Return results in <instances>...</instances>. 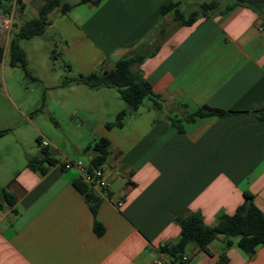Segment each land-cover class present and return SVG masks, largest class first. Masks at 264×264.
<instances>
[{
  "label": "crops",
  "instance_id": "0c3cea01",
  "mask_svg": "<svg viewBox=\"0 0 264 264\" xmlns=\"http://www.w3.org/2000/svg\"><path fill=\"white\" fill-rule=\"evenodd\" d=\"M178 2L93 0L52 18L49 28L78 75L143 55L133 69L152 96L145 111L117 126L111 117L125 108L110 89L67 85L75 99L68 120L89 127V146L109 141L108 190L94 189L101 199L94 216L74 184L89 185L72 159L52 155L58 163L44 173L26 163L0 183L15 200L0 211V264H219L224 236L209 244L210 254L190 245L185 262L161 251L178 243V218L200 214L214 227L246 193L264 211V119L257 114L264 110V7L239 6L178 27L172 13L161 15L163 5ZM203 108L235 113L187 120ZM63 161L74 166L62 168ZM95 221L105 228L101 236ZM226 255L227 264H264V245L250 257L235 239Z\"/></svg>",
  "mask_w": 264,
  "mask_h": 264
},
{
  "label": "rangeland",
  "instance_id": "374dc122",
  "mask_svg": "<svg viewBox=\"0 0 264 264\" xmlns=\"http://www.w3.org/2000/svg\"><path fill=\"white\" fill-rule=\"evenodd\" d=\"M63 1L74 8L93 0ZM200 2L179 0V7L187 16L199 8ZM9 4L12 5L11 0ZM41 5L42 0H21L15 10L10 29L1 31L0 28V46L5 49L0 62V131L7 132L0 137V183L3 186L13 180L16 172L25 167L28 158L40 155L43 147L41 142H38V137L49 143L45 149L57 158L65 154L75 165L89 164L91 130L87 126L77 127L68 120V113L72 108L70 104L74 103L75 99L70 95L73 86L64 85V81L79 75L71 68L68 58L63 54L64 43L60 36L48 27L42 36L21 40L20 46L26 53V66L23 67L20 63L14 66L10 64L11 38L24 21L38 16ZM19 7L23 9L18 10ZM2 9L0 7V20L6 14ZM57 13L61 12L56 9L50 19ZM79 89L87 88L82 86ZM108 89L118 97L119 103H122L121 108L126 109L127 105L117 90ZM114 102L111 101L112 104ZM149 103V100L145 99L140 110L145 111ZM111 118L113 121L117 120L115 115Z\"/></svg>",
  "mask_w": 264,
  "mask_h": 264
},
{
  "label": "trees",
  "instance_id": "16d2710c",
  "mask_svg": "<svg viewBox=\"0 0 264 264\" xmlns=\"http://www.w3.org/2000/svg\"><path fill=\"white\" fill-rule=\"evenodd\" d=\"M8 2H0V7L4 13H10L12 5ZM84 1V0H83ZM199 8L190 12L187 16L180 9V3H170L161 7V15L172 13L174 21L178 27L191 26L200 17L215 16L225 14L236 7H249L256 11H261L264 7V0H200ZM72 8V5L63 0H42V5L39 8L38 16L26 20L21 24L16 33L10 40L9 53L10 64L12 66L20 63L23 67L26 66V53L20 46L21 40H28L35 36H42L47 28L51 25L50 16L53 11L58 9L62 14ZM22 10L19 7L18 10ZM5 54L4 47L0 46V62ZM146 56L137 55L125 57L117 61L112 67L102 66L98 71L87 75H79L77 78H67L64 85L72 82H77L87 86L90 89L113 88L116 89L127 108L122 110L117 115L116 125L121 126L125 117L136 113L145 99H150L152 89L150 84L143 78L139 71H135L133 67L140 65L145 60ZM235 113L234 111L226 112L215 109L205 108L200 109L194 115L187 118L188 121H194L196 117L224 115ZM261 119H264V110L257 113ZM172 125L178 128L179 121L172 119ZM6 131H0V136L5 135ZM38 142H41V137H38ZM109 141L105 138L99 139L88 150L92 151L90 169L101 167L105 164L108 156L107 146ZM58 161L52 157L45 148L39 156L28 158L27 165L33 170H39L42 173L49 166L57 164ZM65 168V165H61ZM75 186L81 190L86 196L87 202L94 216L97 214L98 206L101 199L95 194L94 189L85 184L83 188L79 181H76ZM12 207L15 204L14 198L5 190L0 191V211L4 209V205ZM178 223L181 227V236L178 243L174 246H165L161 251L166 254L174 263L183 261V257L190 245L199 247L205 253L210 254L208 246L211 242L224 236L223 253L220 256L219 264H227L228 257L226 250L234 244L237 239L238 247L248 256L252 257L258 246L264 245V211L259 209L253 202V197L246 193L244 203L232 215H221L217 224L214 227L205 226L203 218L200 214H188L178 218ZM94 231L98 236L105 232V228L98 221H95Z\"/></svg>",
  "mask_w": 264,
  "mask_h": 264
},
{
  "label": "built area",
  "instance_id": "2783aa9c",
  "mask_svg": "<svg viewBox=\"0 0 264 264\" xmlns=\"http://www.w3.org/2000/svg\"><path fill=\"white\" fill-rule=\"evenodd\" d=\"M11 1H12L11 12L6 13L5 16H3V18L0 20L1 31H6L10 29L12 22H13V17L15 15V10L17 6L21 3V0H11ZM41 146L43 148H47L49 146V143L42 139ZM61 165H65V167L74 166L73 163H70L68 161H63ZM75 166L79 169L82 179L86 183H88L93 189H96L100 192H104L108 190V181L104 175L103 166L95 168V169H90L89 167H85L82 163H79ZM165 246L166 245H162L161 248ZM187 259H188L187 256H184L183 262H185ZM164 262L165 261L163 259H160V260L155 261L153 264H165Z\"/></svg>",
  "mask_w": 264,
  "mask_h": 264
}]
</instances>
